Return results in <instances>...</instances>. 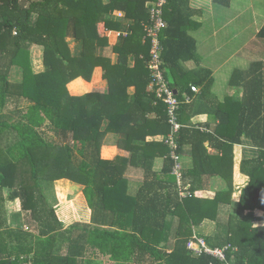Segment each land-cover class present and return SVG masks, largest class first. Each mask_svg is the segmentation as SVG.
Here are the masks:
<instances>
[{"label":"trees","instance_id":"16d2710c","mask_svg":"<svg viewBox=\"0 0 264 264\" xmlns=\"http://www.w3.org/2000/svg\"><path fill=\"white\" fill-rule=\"evenodd\" d=\"M150 1L0 0V264H224L187 250L204 220L214 222L206 244L230 245V264H264V223L257 224L264 222V87L260 100L243 105L246 115H233V136L218 133L215 154L203 146L211 136L189 122L191 104H180L175 139L179 156L189 145L190 164L181 166L178 184L164 142L165 106L149 87ZM189 12L188 0H167L159 34L161 71L180 101L190 92L182 63L195 57ZM123 20L128 32L110 45L107 33L121 30ZM258 37L264 39V25ZM35 45L42 49L41 72L31 65ZM200 76L204 92L211 82ZM102 80L104 87L94 86ZM109 133L118 149L112 159L101 156ZM157 135L160 141L148 139ZM242 137L252 151L239 163L248 181L235 203L233 145ZM213 177L224 186L204 196ZM58 179L82 186L89 223L74 221L79 212L47 194ZM14 200L26 229L8 222L6 202Z\"/></svg>","mask_w":264,"mask_h":264},{"label":"crops","instance_id":"0c3cea01","mask_svg":"<svg viewBox=\"0 0 264 264\" xmlns=\"http://www.w3.org/2000/svg\"><path fill=\"white\" fill-rule=\"evenodd\" d=\"M188 8L190 10L188 34L195 43V57L183 62L182 66L189 71L190 87L194 86L197 89L196 92L190 89L187 93L191 97L189 122L200 133L211 136L203 141V146L209 154H215L220 144L217 138L222 139L218 133H225L228 137L233 136L236 124L233 115H246L244 111L241 113L243 105L245 103L249 105L253 99L260 100L263 95L264 39L258 37V32L264 25V0H256V2L228 0L227 6L214 3L213 0H188ZM115 14L123 19L122 11H115ZM128 30V23L123 20L121 30L107 33L109 44H114L117 38L126 34ZM34 49H37L38 57L36 67L33 62ZM30 56L33 71L41 72L43 70L41 47L32 46ZM111 57L115 60L116 55L111 53ZM200 69L207 70L209 76L206 77L202 71L198 72ZM200 75L211 82L209 89L204 92H202V85L198 82ZM105 85L103 80L94 84L97 87ZM132 90V88L129 89L130 92ZM228 114H230V120L225 122ZM223 122V126L216 130ZM114 139L116 137L112 134L106 135L101 147L103 158L112 159L116 155L118 149L113 144ZM148 139L160 141L162 137L157 135ZM242 140L241 144L233 145L234 192L232 199L235 203L238 201L241 188L248 181L247 177L240 173L239 163L243 156H250L252 151L250 143L246 142L244 137ZM183 149L180 160L186 167L190 164L189 145H185ZM161 164L162 158H157L154 169L159 170ZM139 178L140 173L131 175L130 191L135 190L136 181ZM57 183L66 187V196L64 191L58 194V203H67L72 206L69 212H75V210L79 212L73 214L74 221L81 220L89 223L90 210L84 198H81L82 186L67 179H58L55 181L56 186ZM223 186L224 183L219 177L210 178L209 187L203 195L210 196ZM75 201L76 206H74ZM10 202L19 205L18 200ZM260 223L264 222L257 224ZM213 230L214 222L210 220H204L199 226L194 227V233L202 236L211 235ZM174 243L175 241L171 240L170 244L174 245Z\"/></svg>","mask_w":264,"mask_h":264},{"label":"built area","instance_id":"2783aa9c","mask_svg":"<svg viewBox=\"0 0 264 264\" xmlns=\"http://www.w3.org/2000/svg\"><path fill=\"white\" fill-rule=\"evenodd\" d=\"M166 2L167 0H153L148 2L149 23L145 29V39H148L150 48L147 67L150 73L149 87L154 92L156 100H160L165 106L167 123L169 124L170 130L164 137V142L169 148V157L174 161L172 173L176 175L178 184H180V169L182 164L178 154V143L175 139V135L182 126L178 119V110L180 104L182 102L189 103L191 97L186 94L184 95L183 101H180L175 92L170 88L161 71V52L163 46L160 42L159 34L166 27V21L163 18V8ZM190 89L193 92L197 91L194 86H191ZM186 247L187 250L196 256L207 254L224 264H230L226 260V252L230 245L212 248L206 244L203 236L194 233L189 238Z\"/></svg>","mask_w":264,"mask_h":264},{"label":"rangeland","instance_id":"374dc122","mask_svg":"<svg viewBox=\"0 0 264 264\" xmlns=\"http://www.w3.org/2000/svg\"><path fill=\"white\" fill-rule=\"evenodd\" d=\"M248 1L256 2V0H248ZM69 42H70V47L73 48L75 43L72 40H70ZM12 79L13 80L19 79V76L16 74V72H13ZM58 183L56 186L55 181H53V183L51 184L50 190L47 192V194L51 198L54 197L55 199H57L58 194H62L63 191H64V195L66 196V194H65L66 187L65 186L63 187V185L58 184ZM6 194H7V192L5 191V195ZM57 202H59L58 199H57ZM72 208L73 207L71 206V209ZM6 210H7V215H8V222L10 223L11 226H16L17 224H20V225H22V227L24 229H26V227L28 226V223H24V222L27 220V216H26V214L24 215V213L19 214V213H21V210H20L18 203L15 204L14 202L7 201L6 202ZM14 211H16V212H14ZM16 214H19V216ZM12 215H16V217H18V218L13 219Z\"/></svg>","mask_w":264,"mask_h":264},{"label":"water","instance_id":"95a60500","mask_svg":"<svg viewBox=\"0 0 264 264\" xmlns=\"http://www.w3.org/2000/svg\"><path fill=\"white\" fill-rule=\"evenodd\" d=\"M175 91V90H174ZM176 92V91H175Z\"/></svg>","mask_w":264,"mask_h":264}]
</instances>
